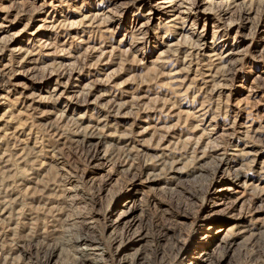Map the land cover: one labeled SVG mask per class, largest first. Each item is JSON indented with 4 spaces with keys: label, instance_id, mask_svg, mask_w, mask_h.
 <instances>
[{
    "label": "rangeland",
    "instance_id": "374dc122",
    "mask_svg": "<svg viewBox=\"0 0 264 264\" xmlns=\"http://www.w3.org/2000/svg\"><path fill=\"white\" fill-rule=\"evenodd\" d=\"M163 1L0 0V264H264V0Z\"/></svg>",
    "mask_w": 264,
    "mask_h": 264
},
{
    "label": "bare ground",
    "instance_id": "6f19581e",
    "mask_svg": "<svg viewBox=\"0 0 264 264\" xmlns=\"http://www.w3.org/2000/svg\"><path fill=\"white\" fill-rule=\"evenodd\" d=\"M173 1H175V0H169V1H163V3H168V5H170V6H172L171 4H173ZM187 0H181L180 1V4L178 3V5L180 6V5H182L183 4V2H186ZM179 2V1H178ZM161 7V6H160ZM173 7V6H172ZM163 8H165V7H163ZM82 18V17H81ZM264 171V170H263ZM73 188V187H72ZM72 188H69V189H72ZM243 194V193H242ZM92 221V220H91ZM209 228H210V226H209ZM209 230V229H208ZM220 230H222V229H219L218 228V231L217 232H219ZM212 233V232H211ZM221 233V232H220ZM218 234V233H217ZM210 235V234H209ZM209 235H207L206 237H208ZM216 235H214L213 237H215ZM213 237H208V238H213ZM144 238V237H143ZM208 246H210V245H208ZM95 254V253H94ZM205 254H208V253H205V251H203L202 253L200 252V254L198 255V260L199 261H197L196 262V264H200V263H203V262H205L204 260H206V258H200L199 256H202V255H205ZM85 257V259H89L90 258V256L87 254L86 256H84ZM101 256H98V257H95L94 256V258H96V259H94L93 261H92V263L93 264H95V263H100L101 262V260H102V258H100ZM93 258V257H92ZM191 258H193V257H191Z\"/></svg>",
    "mask_w": 264,
    "mask_h": 264
}]
</instances>
